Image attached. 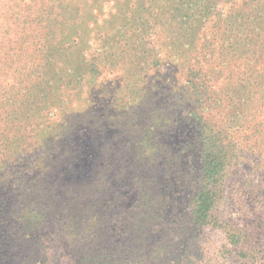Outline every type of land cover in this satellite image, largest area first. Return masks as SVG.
I'll return each mask as SVG.
<instances>
[{
    "label": "trees",
    "instance_id": "1",
    "mask_svg": "<svg viewBox=\"0 0 264 264\" xmlns=\"http://www.w3.org/2000/svg\"><path fill=\"white\" fill-rule=\"evenodd\" d=\"M28 1L27 5L21 1L12 7L13 3L7 1V7L0 6V89L3 80L12 82H7L3 87L5 93L0 94V135L12 138L11 149L36 154L30 163L29 155H24L25 163L9 166L12 177L29 178L31 188L37 186L36 171L43 167L41 155L48 146L51 156H57L61 149L66 150L61 155L71 154L69 169L73 171L69 174H76L74 170L82 167L83 144L76 147L73 140L69 113L75 103L69 98L87 92V85L110 65H115L121 79L139 76L140 80L146 66L157 71L167 59L175 67L170 77L176 76L178 81L169 86L168 96L173 99L171 106L164 109V119L153 123L143 112L142 122H137L142 117L137 107L127 121L136 128L123 127L121 135L117 129V147L122 149V159H127L131 153L129 144L134 142L130 166L136 169L131 178L136 184L146 164H153L154 160L161 159L168 166L174 161L178 167V153L167 158L158 152L154 129L167 128L171 116L180 119L185 114L197 125L191 149L198 154L200 166L195 174V194L189 200V227L168 221V189H161L159 181L132 187L128 193L124 186L111 188L102 179L104 175L94 169L78 183L71 180V185L60 188L62 205L69 198V210L73 202L68 223L58 227L60 219L54 212L46 213L47 207L39 199L20 202L13 213L17 217L9 218L10 222L15 219L18 235L38 234L36 239L43 242L49 234L65 228L71 236L67 246L72 264H184L186 254L181 236L196 226H218L243 264H264V235L255 245L250 234L264 225V183H255L252 178L246 183L251 204L263 210L258 213L257 229L254 222L253 228L233 225L223 215L231 177L241 171L246 159L254 156L256 162L248 177L261 166L264 168V0H115L117 9L109 14L106 27L105 20L95 27L103 28L96 30L98 46L91 57L84 53L88 50L85 40L90 35V19L96 18L93 11L102 1ZM223 7L226 14L221 11ZM157 38L165 43L162 55L149 47L151 39ZM143 46L150 50H142ZM142 52L147 63L136 67L135 61ZM19 56L21 62L17 63ZM86 73L90 74L88 78L83 77ZM124 89L129 99L139 92L130 83ZM7 102L11 108L30 112L31 122L15 130L4 123L11 116L10 112L2 116ZM256 105L259 110L254 109ZM49 107H55L60 114L53 118ZM126 111L114 123L116 128ZM258 111L259 121L255 116ZM30 129H35L38 138L31 135L27 139ZM123 133L132 137L123 139ZM6 148L5 141L0 140V167L9 161L4 153ZM147 149L158 157L153 158ZM67 165L63 163L61 170ZM164 174L170 175L168 170ZM54 175L59 173L55 171ZM5 179L0 174V192L13 186ZM3 221L0 216L1 225L14 226L9 222L2 224Z\"/></svg>",
    "mask_w": 264,
    "mask_h": 264
},
{
    "label": "rangeland",
    "instance_id": "2",
    "mask_svg": "<svg viewBox=\"0 0 264 264\" xmlns=\"http://www.w3.org/2000/svg\"><path fill=\"white\" fill-rule=\"evenodd\" d=\"M21 1L25 5L29 2L28 0H0V6L7 7V5H4V3L7 2L13 3L11 6L14 7L17 2ZM99 3H101L100 6H97V9L95 8L93 11V15H96V18L90 19V26L88 27L90 35L87 40H85V44L88 45V50H85L84 53L87 54L88 57L92 56L95 52V47L98 46L99 38L95 34L96 30L106 27L109 14L111 12L115 13L117 9L115 0H99ZM3 7L1 9L2 11H4ZM219 8L220 6L217 7V9ZM222 9L221 11L226 14V8L223 7ZM103 20H105L103 27L96 29L95 27H97L100 22H103ZM150 42V48L154 51L161 52V55L164 53L163 48L165 43L162 42V40L157 38L151 39ZM144 49L150 50L149 48L147 49L146 46H143L142 50ZM139 57L140 58L135 61L138 62L136 67H141V63H147L146 54L142 52L139 54ZM20 62L21 57L19 56L17 63ZM114 67L115 65H110L108 70H102V74H99L97 79L93 80V83L87 85V92L82 91L79 92L78 95L76 94L77 96L75 95V98H69L70 101L73 100L72 103H75L73 108L70 107L69 113L71 128H74L73 140L77 143L76 147L80 148L83 144L80 150L82 167L79 168V170H74L77 172L76 174L73 173V176L69 174L70 171H73L69 169L71 168L69 167V158L71 154L66 153V155H61L60 153L64 154L66 151L65 149H61L60 151L62 152L59 151L57 156H51L48 154V146V148L43 151L44 155H41V158L44 160L43 167L41 170L36 171L37 186L31 188L33 183L31 184L29 178L26 179L20 176V179H17L12 177L10 175L11 167L9 166H18L21 165V163H25L24 155H29L27 161L30 163V158L36 154H24L21 150L16 151L15 147L11 149L9 141H11L12 138L9 135H0V140L5 141V145L7 146L4 153L8 155L9 158L8 163L0 167V174L6 177V183L16 187L13 188V186H11L7 190L1 189L0 192V216L4 219L3 222H5L2 224H8L9 222L14 225L8 228L6 225L0 224V264H72V256L68 253L67 246L69 245L67 241H70L69 239L71 236L66 233V230H64L65 228H62L59 233L49 234V238L42 242L36 239L38 234L18 235L19 233L16 232L15 229V219L10 222L9 218L17 217V213H13L17 211L20 202L28 203L30 201L32 203L39 199L38 202L43 203L45 207H47L46 213L51 215L52 212H54L55 217L60 219L58 227L60 226L61 228L62 223H68L70 220L69 217L71 216L73 202L69 210L66 208L70 203L69 198H66V200H64L65 204L62 205L61 202L63 199L59 197L60 188L62 186L71 185V180H73L75 184L78 183V181L83 179L84 175L86 177L94 169H97L99 174L104 175L102 179L106 180L105 183L110 185L111 188L119 189L124 186V189H126L128 193H131L132 187H145L151 185V182L154 180L159 181L160 186H163L161 189H168V196H166L165 199L167 205L165 212L169 214L170 217L168 221H174L175 223H173V225L180 222L179 225L189 227L190 223L186 218L187 212L190 210L189 200L195 194V174L200 166L198 154L195 150L191 149V141L197 133L196 122L191 120V118L188 119L186 117L187 115L182 114L183 117L181 115L180 119L179 116H171L172 119L170 123H168L167 128L164 126L161 129H154L157 136L154 142L160 148L158 152H161V156H167V158L178 153L179 169L177 170L178 167L174 164V161L168 166L166 162L161 159L154 160L153 164L151 162L146 164L145 170L143 174L140 175L138 179L140 181L137 184V181H131L132 175L136 171V169L130 166V164H132L130 155L133 153L135 146L134 142L131 141L129 144L131 153L127 155V159H122V149L120 151L117 147L123 127L127 128L129 126L133 127V130H135L136 127L132 126V124L127 121L132 119L130 114L137 107L142 111V117L138 119L137 122H142L143 112L147 114L151 122L153 119V123H157V121L164 119L166 113L164 109L171 106L173 99L168 96L169 86L172 81H178L176 76L175 78L170 77L171 74L175 73L172 60H164V63L159 67L160 69H158L160 71L149 69V67L146 66L147 70L145 72L142 71L140 80L138 79L139 76L129 78L128 80L121 79ZM143 75L146 77L143 78ZM89 76V73L83 75V77L87 78ZM87 78L83 80H87ZM1 79L3 80V78ZM7 82L12 83L8 80H3V87L7 85ZM127 83H130L134 89H139V92L137 94H132L130 99L126 95L124 89ZM3 87L1 86L0 89L1 95L5 93V88ZM38 91L39 89H37L35 93L37 96L39 95ZM145 94H147L146 97ZM261 102L260 100L258 103L261 104ZM122 105H124V108ZM10 108V102H7L4 107L5 112L1 109L2 116H5L8 112L11 113V116L3 121L4 123H8V126L11 124L10 126H13L15 130L19 126L31 122V118L29 117L30 112L25 114L16 108ZM49 108V115H53V118L60 114L59 110L55 109V107ZM125 109L127 110L126 114L122 116V122H119L116 128L114 123ZM254 109L259 110L260 107L256 105ZM259 115L260 111L255 113L257 121H259ZM139 127H141V125ZM165 128L166 130L164 132ZM117 129L120 135H118ZM36 131L37 133L39 132L38 130ZM31 135L38 138L36 137L35 129L32 131L30 129L28 140L32 138ZM124 136L128 139L132 137L130 134L123 133V139ZM252 139L251 137L250 141H253ZM17 144L18 143L13 145L16 146ZM147 150L153 158L158 157L155 152L149 149ZM248 154L249 153H247V156ZM253 159H255L254 156L250 159L247 158L244 162L245 164L241 166V171L236 172L235 175L231 177V189L228 190L229 193L224 200L223 215L225 219L233 225H238L239 227L245 225L249 228H253V224L251 223L254 222L257 229V223L260 221L258 213H261L263 210L259 208L258 205L257 208H255L251 204L248 198L246 183L249 182L251 178L255 183H264V168L262 169L261 166L255 175L248 177L250 170H252L251 168L256 165ZM63 163L68 164L65 170H61L63 169ZM84 163H86L87 166H85ZM57 166H59L58 169H56ZM8 167L9 171H7ZM86 168L88 169L86 170ZM167 170L170 175L165 177L166 174H164V171ZM55 171L59 173L57 177L54 175ZM148 176H153L154 178ZM177 178H179V180ZM29 186L30 188H28ZM152 186L154 187L155 185L153 184ZM22 187L24 191L21 190ZM160 191H158V193ZM130 198L132 197L130 196ZM243 205L245 206L243 207ZM256 209L257 211H254ZM235 210H237V212H235ZM263 227L264 225L261 227L262 229L259 228L254 232H250L251 237H253L251 241L255 245H258L259 239L264 235ZM63 230L64 232H62ZM22 236L23 238L21 240L20 237ZM181 242L185 246L186 256L184 257V264H243L236 256L234 248L228 244L222 227H211L207 225L193 227L187 234L181 236ZM10 245L12 246L9 247Z\"/></svg>",
    "mask_w": 264,
    "mask_h": 264
}]
</instances>
